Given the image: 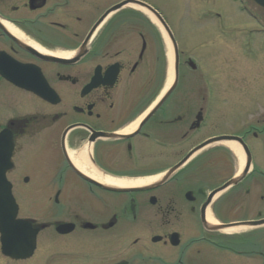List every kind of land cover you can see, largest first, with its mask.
<instances>
[{"label": "flooded vegetation", "instance_id": "1", "mask_svg": "<svg viewBox=\"0 0 264 264\" xmlns=\"http://www.w3.org/2000/svg\"><path fill=\"white\" fill-rule=\"evenodd\" d=\"M125 1L0 0V134L13 143L6 175L18 218L38 229L27 259L4 254L0 235V264H29L34 257L44 264H264V226L214 229L203 222L264 220L258 165L264 164V112L245 125L222 112L221 131L203 130L211 109L193 105L191 83L182 77L185 66L197 64L179 50L178 81H172L174 55L154 18L125 6L98 24ZM260 36L243 44L248 54L264 56ZM202 85L206 100L213 98L212 86ZM242 87L238 102L252 95L244 94L251 83ZM44 133L57 151L46 147L36 158L24 149L28 138ZM214 136L241 139L253 160L224 189L244 163L239 141L211 146L173 171ZM31 157L34 170L25 171ZM90 169L135 189H108L115 184ZM15 181L26 188L16 189ZM30 202L41 212H28Z\"/></svg>", "mask_w": 264, "mask_h": 264}, {"label": "rangeland", "instance_id": "2", "mask_svg": "<svg viewBox=\"0 0 264 264\" xmlns=\"http://www.w3.org/2000/svg\"><path fill=\"white\" fill-rule=\"evenodd\" d=\"M145 1L151 2L168 19L182 55L190 57L197 64L196 70L185 66L182 77L184 81L191 83L188 93L191 95L193 105L194 103L202 106L208 104L211 109L207 128L203 130L207 129L206 132L211 133L221 131L219 115L222 112L229 120L232 116L238 115L241 125H245L249 119L260 117L264 112V56L259 57L257 53L255 56L250 55L243 46L251 37L255 38L254 29L259 27L252 18L247 16L242 7L240 8L239 3L235 0ZM213 14H218L221 17L220 21L214 19ZM220 29L224 32L223 34ZM263 36L262 34L260 37ZM204 81L212 86L213 90V98L210 97L208 100H206L203 85L201 86ZM248 83L252 84L251 91L242 92L252 95L238 102L237 87L243 86V89ZM224 124L231 125L230 122ZM257 146L258 143L254 146L255 153ZM46 147L50 149L54 147V151H57L44 133L28 138L24 150L35 153L36 158H43ZM33 158H30L32 162L24 168L25 171L34 170ZM262 163L258 161V165L264 167ZM43 167L46 168V165H42ZM13 183L16 189L26 188V186L19 187L20 184L16 181ZM30 204L32 209L30 207L28 212L31 214L32 211L41 212L40 205L36 207L35 204L32 205L31 202ZM243 215L245 213H239L238 216ZM39 243L38 254L42 253L46 241L42 239ZM28 263L44 264L35 257ZM58 263L57 260L49 261V264Z\"/></svg>", "mask_w": 264, "mask_h": 264}, {"label": "water", "instance_id": "3", "mask_svg": "<svg viewBox=\"0 0 264 264\" xmlns=\"http://www.w3.org/2000/svg\"><path fill=\"white\" fill-rule=\"evenodd\" d=\"M247 7L253 12L254 15L260 20L261 23L264 24V0H243ZM127 5H133L140 9H142L144 12L148 13L153 17L157 23L159 24L161 30L165 35L167 36L172 53L174 55V74L172 77V81H178L179 76V51L177 43L173 37V34L169 28V26L166 24L165 20L162 18V16L157 12L153 7L148 5L147 3L141 2L139 0H127L123 3L117 4L106 12V14L100 19L99 24L103 22V20L107 17V15L114 13L123 7ZM188 64L195 68V65L192 60H189ZM239 141L241 148L244 150L245 154V162L244 166L234 179H232L228 184H226L224 188L238 183L247 173L251 162V154L249 152V149L246 144L242 142L241 139H238L237 137H231V136H217L214 138H211L202 144L198 145L194 149H192L188 154L187 157L184 159L183 163L177 165L174 167V170H177L184 162L191 159L193 156H195L197 153L205 150L209 146L215 145L219 142H225V141ZM12 143L6 142L4 137L0 136V197L3 198H9L11 205L8 207H2L5 206L3 204L0 205V231L2 233V242H3V251L6 254H9L16 258H25L28 257L34 250L35 246V237H36V231L31 230V226L28 224V222L24 220H17V206L13 203V199L11 196V184L7 181L6 178V171L10 167V156H11V150H12ZM82 177L89 181H94L88 174L83 173L81 171H77ZM104 187L111 189V190H133L135 188L131 187H125V186H117V185H105ZM222 189V190H223ZM220 189H216L211 195L210 199L213 198ZM203 222L207 224L208 227L217 229L218 227H224V228H230L232 226L235 227H244V228H253L264 225V220L261 221H246V222H239L234 225H211L207 221L204 220Z\"/></svg>", "mask_w": 264, "mask_h": 264}, {"label": "bare ground", "instance_id": "4", "mask_svg": "<svg viewBox=\"0 0 264 264\" xmlns=\"http://www.w3.org/2000/svg\"><path fill=\"white\" fill-rule=\"evenodd\" d=\"M237 154L239 157H241L242 159V152L241 151H237ZM85 169L88 171V164H85ZM241 165V164H240ZM88 167V168H87ZM242 167V166H240ZM89 172L95 176H97L98 179L100 180H104V181H108L109 183H112V184H115V185H119L121 182L123 183L124 180H113V179H106L105 177L103 178V176H101L99 173L95 172V171H92L91 169L89 170ZM209 217L211 218V214H209ZM34 254V253H33Z\"/></svg>", "mask_w": 264, "mask_h": 264}]
</instances>
